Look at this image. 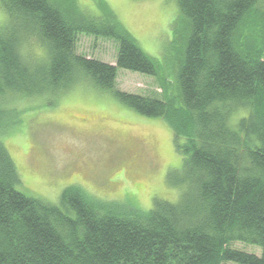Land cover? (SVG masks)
Here are the masks:
<instances>
[{
	"label": "trees",
	"instance_id": "1",
	"mask_svg": "<svg viewBox=\"0 0 264 264\" xmlns=\"http://www.w3.org/2000/svg\"><path fill=\"white\" fill-rule=\"evenodd\" d=\"M175 2L184 50L173 93L158 79L154 97L116 88L119 70L160 75L115 18L75 17L51 0H0V264H264V0ZM81 34L115 43V65L77 55ZM32 41L45 51L38 65L19 53ZM79 83L167 123L182 158L176 203L154 199L144 212L77 188L55 205L19 191L1 140L19 100L51 95L53 107ZM239 110L247 114L233 123ZM236 242L260 255L229 248Z\"/></svg>",
	"mask_w": 264,
	"mask_h": 264
},
{
	"label": "rangeland",
	"instance_id": "2",
	"mask_svg": "<svg viewBox=\"0 0 264 264\" xmlns=\"http://www.w3.org/2000/svg\"><path fill=\"white\" fill-rule=\"evenodd\" d=\"M51 1L60 11L80 12L75 17L115 18L158 65L155 79L119 70L118 90L159 97V79L167 84L166 93H173L186 36L175 0ZM5 25L0 8V31ZM116 48L110 40L81 34L76 54L115 65ZM19 53L38 65L45 51L32 41ZM53 100L51 95L19 100L16 124L2 134L21 178L20 192L55 205L64 190L77 188L92 199L144 212L154 199L178 201L182 158L165 121L145 118L89 83L77 84L49 106ZM246 114L239 110L231 121ZM232 248L260 255L256 247L236 243Z\"/></svg>",
	"mask_w": 264,
	"mask_h": 264
},
{
	"label": "bare ground",
	"instance_id": "3",
	"mask_svg": "<svg viewBox=\"0 0 264 264\" xmlns=\"http://www.w3.org/2000/svg\"><path fill=\"white\" fill-rule=\"evenodd\" d=\"M23 47H26V46H23ZM28 47V46H27ZM236 243H238V242H236ZM236 243H233V244H236ZM233 244H231L230 246H229V248H231V249H234V248H232V245ZM239 244H242V243H239ZM235 250H237V249H235Z\"/></svg>",
	"mask_w": 264,
	"mask_h": 264
}]
</instances>
